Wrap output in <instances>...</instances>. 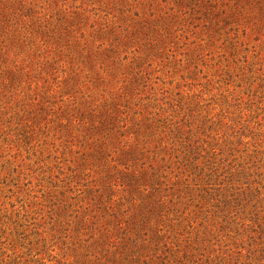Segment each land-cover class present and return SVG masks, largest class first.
Masks as SVG:
<instances>
[{"label": "rangeland", "instance_id": "1", "mask_svg": "<svg viewBox=\"0 0 264 264\" xmlns=\"http://www.w3.org/2000/svg\"><path fill=\"white\" fill-rule=\"evenodd\" d=\"M0 12V264H264V0Z\"/></svg>", "mask_w": 264, "mask_h": 264}, {"label": "trees", "instance_id": "2", "mask_svg": "<svg viewBox=\"0 0 264 264\" xmlns=\"http://www.w3.org/2000/svg\"><path fill=\"white\" fill-rule=\"evenodd\" d=\"M6 15V16H5ZM0 18L4 20H8L7 13L0 12ZM126 146H124V153L121 154L125 160L127 161V169L131 170L135 165V168H138L141 165V169L144 168V165L141 164L142 162L139 160V155L132 151V149H126ZM134 169V168H133ZM152 170H155L154 168ZM146 171H141L140 175L137 176L135 173H131L129 177L132 179L133 185L138 188L142 189L140 191V194L144 196L146 192H149L148 195L145 197V201L141 203V214L138 218V226L141 228H145L148 230H152L154 234L156 235V239L159 240L160 233H162V229L159 228V221L153 220V218H158L159 211L161 210V207L164 206L161 199H158L155 197L158 192H162L161 186L163 185V182L161 181V177L158 176L156 171L148 178ZM151 190V191H148ZM155 193V194H154ZM163 209V208H162ZM158 212V213H157ZM157 213V214H156ZM161 215V214H160ZM152 218V219H151ZM152 221V222H151ZM154 240L152 239L153 242ZM137 245V244H136ZM144 250V248H142ZM155 249L157 252L159 251L158 245L155 246Z\"/></svg>", "mask_w": 264, "mask_h": 264}]
</instances>
